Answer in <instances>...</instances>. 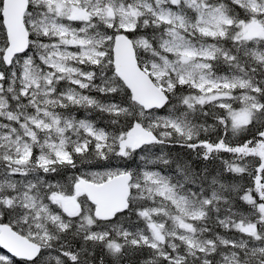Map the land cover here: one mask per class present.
Wrapping results in <instances>:
<instances>
[{
	"label": "snow or ice",
	"instance_id": "6c2138e0",
	"mask_svg": "<svg viewBox=\"0 0 264 264\" xmlns=\"http://www.w3.org/2000/svg\"><path fill=\"white\" fill-rule=\"evenodd\" d=\"M0 249L264 264V0H0Z\"/></svg>",
	"mask_w": 264,
	"mask_h": 264
},
{
	"label": "trees",
	"instance_id": "16d2710c",
	"mask_svg": "<svg viewBox=\"0 0 264 264\" xmlns=\"http://www.w3.org/2000/svg\"><path fill=\"white\" fill-rule=\"evenodd\" d=\"M94 95H95V93H94ZM75 115L77 116V118H84V116H85V112H84V110L81 109V110L76 111V112H75ZM208 122H209V123H214V121H212V120H210V119L208 120ZM225 155H227V154H225ZM189 158H191V157H189ZM193 163H194V164H199L200 162L194 160ZM216 163H219V161H217ZM141 226H143V225H142V222H141ZM217 231H222V230L217 229ZM0 253H3V252L0 250ZM3 254H4V253H3Z\"/></svg>",
	"mask_w": 264,
	"mask_h": 264
},
{
	"label": "water",
	"instance_id": "95a60500",
	"mask_svg": "<svg viewBox=\"0 0 264 264\" xmlns=\"http://www.w3.org/2000/svg\"><path fill=\"white\" fill-rule=\"evenodd\" d=\"M0 250H1L4 254H7V253H6V250H3V249H0Z\"/></svg>",
	"mask_w": 264,
	"mask_h": 264
}]
</instances>
